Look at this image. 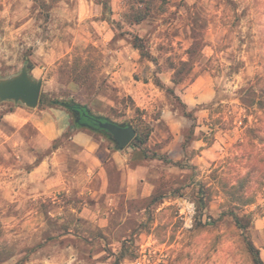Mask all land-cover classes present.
<instances>
[{
	"label": "rangeland",
	"instance_id": "374dc122",
	"mask_svg": "<svg viewBox=\"0 0 264 264\" xmlns=\"http://www.w3.org/2000/svg\"><path fill=\"white\" fill-rule=\"evenodd\" d=\"M25 65L43 101L0 103V264H256L250 243L264 262V0H0V77ZM55 101L133 126L165 163L131 215L97 223L30 186L45 156L4 117Z\"/></svg>",
	"mask_w": 264,
	"mask_h": 264
},
{
	"label": "crops",
	"instance_id": "0c3cea01",
	"mask_svg": "<svg viewBox=\"0 0 264 264\" xmlns=\"http://www.w3.org/2000/svg\"><path fill=\"white\" fill-rule=\"evenodd\" d=\"M4 121L15 127L8 138L14 148L29 141L28 148L33 146L45 156L28 175L34 191L83 204L82 214L97 223L108 212L110 216L120 212L131 215L132 204L149 200L164 179L157 175L165 167L162 160L144 159L133 145L118 150L99 133L74 129L72 114L62 107L37 114L16 106ZM29 127L36 134L28 140L23 133ZM174 142L181 143L185 151V135L176 136Z\"/></svg>",
	"mask_w": 264,
	"mask_h": 264
},
{
	"label": "water",
	"instance_id": "95a60500",
	"mask_svg": "<svg viewBox=\"0 0 264 264\" xmlns=\"http://www.w3.org/2000/svg\"><path fill=\"white\" fill-rule=\"evenodd\" d=\"M43 81L34 80L29 74L27 65L21 71L9 78L0 77V103L14 102L22 104L29 109H36L40 103ZM99 129L109 133L118 150L131 145L137 136L135 128L131 125L122 126L104 119H95Z\"/></svg>",
	"mask_w": 264,
	"mask_h": 264
},
{
	"label": "trees",
	"instance_id": "16d2710c",
	"mask_svg": "<svg viewBox=\"0 0 264 264\" xmlns=\"http://www.w3.org/2000/svg\"><path fill=\"white\" fill-rule=\"evenodd\" d=\"M150 11H151V7L147 6L146 7V12L144 14V18H142V19H145L146 16L150 14ZM182 65L185 66L186 64L182 63ZM178 75H179V71L175 70V75H174V79H173V82L175 84H180V82H181V80L178 79ZM42 101H43V99L41 97L40 103ZM51 106L52 107L60 106V107L64 108L65 110H67L70 114H72L74 129H89V130H92V131H94L96 133H99V134L103 135L104 137L109 139L111 142L115 143L113 138H112V136L109 133H107L104 130L99 129L96 124L90 123L86 119V117L84 115L85 114H90L96 119H104V120H107V119H105L103 117H98V116H95V115L91 114V112L85 106H83V105H81L79 103H75L74 101H70V102L55 101V102L52 103ZM122 126H125V125H122ZM143 144H144V139H142L139 134H137L136 138L131 143V145H133L135 148H140ZM236 219H238V218H236ZM238 221H237V223L239 224ZM249 248H250V251L252 252V254L255 257L254 258L255 259V263L256 264H264L263 260L260 257L259 250L252 243L249 244Z\"/></svg>",
	"mask_w": 264,
	"mask_h": 264
},
{
	"label": "built area",
	"instance_id": "2783aa9c",
	"mask_svg": "<svg viewBox=\"0 0 264 264\" xmlns=\"http://www.w3.org/2000/svg\"><path fill=\"white\" fill-rule=\"evenodd\" d=\"M178 205L180 207V213L184 216L186 224H191L195 214V204L184 198H180L178 200Z\"/></svg>",
	"mask_w": 264,
	"mask_h": 264
},
{
	"label": "flooded vegetation",
	"instance_id": "af4514ba",
	"mask_svg": "<svg viewBox=\"0 0 264 264\" xmlns=\"http://www.w3.org/2000/svg\"><path fill=\"white\" fill-rule=\"evenodd\" d=\"M84 116L86 117V119H87L90 123L96 124V123H95V121H96L95 119H96V118H94L92 115H90V114H85Z\"/></svg>",
	"mask_w": 264,
	"mask_h": 264
}]
</instances>
